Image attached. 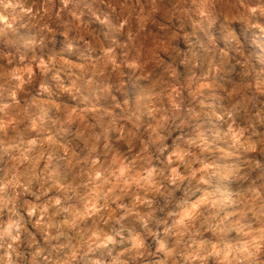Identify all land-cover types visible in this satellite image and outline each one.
Wrapping results in <instances>:
<instances>
[{
  "label": "clouds",
  "instance_id": "9594fccd",
  "mask_svg": "<svg viewBox=\"0 0 264 264\" xmlns=\"http://www.w3.org/2000/svg\"><path fill=\"white\" fill-rule=\"evenodd\" d=\"M0 264H264V0H0Z\"/></svg>",
  "mask_w": 264,
  "mask_h": 264
}]
</instances>
